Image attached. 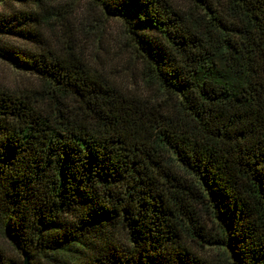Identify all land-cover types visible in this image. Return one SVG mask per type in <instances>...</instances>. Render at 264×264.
<instances>
[{
  "label": "trees",
  "instance_id": "obj_1",
  "mask_svg": "<svg viewBox=\"0 0 264 264\" xmlns=\"http://www.w3.org/2000/svg\"><path fill=\"white\" fill-rule=\"evenodd\" d=\"M0 1V59L33 77L0 89L13 250L31 264H264V0ZM118 18L140 90L85 51L107 49Z\"/></svg>",
  "mask_w": 264,
  "mask_h": 264
},
{
  "label": "rangeland",
  "instance_id": "obj_2",
  "mask_svg": "<svg viewBox=\"0 0 264 264\" xmlns=\"http://www.w3.org/2000/svg\"><path fill=\"white\" fill-rule=\"evenodd\" d=\"M67 3H73L76 7L77 13H79L83 4L86 3L85 0H61ZM176 2H186V0H176ZM6 9L5 6L0 1V10ZM124 27L122 25V20L112 19L109 21L108 26L105 30V34L103 37V43L107 49H99L95 45L88 44L87 49H85L86 53L90 56H93L94 53H100L103 57L104 67L108 71H113L116 73L115 77L126 83L127 86H131L135 89H139L140 82L138 81V70L141 68L139 62H134L132 67V77L129 69L130 60L127 52L122 51L119 48L121 40H123L124 36ZM4 37V36H2ZM80 37V36H78ZM14 44L21 46L24 45L21 40H17L16 38H10ZM90 46V47H89ZM96 50V52H94ZM101 50V51H100ZM129 60V62H128ZM134 57L132 55V63ZM135 71V74H134ZM31 82H33V77L30 73L20 68L14 67L10 62L4 61L0 59V89H6L8 91L17 92L21 89L29 87ZM140 90V89H139ZM146 93V92H145ZM148 94V93H146ZM218 249L210 248L207 250V253L211 256H215ZM0 261L5 262L6 260L12 261H20V254L17 253L13 248L8 244V242L0 236ZM19 263V262H18Z\"/></svg>",
  "mask_w": 264,
  "mask_h": 264
},
{
  "label": "water",
  "instance_id": "obj_3",
  "mask_svg": "<svg viewBox=\"0 0 264 264\" xmlns=\"http://www.w3.org/2000/svg\"><path fill=\"white\" fill-rule=\"evenodd\" d=\"M20 257L21 261L19 264H31L30 258L25 250L21 251Z\"/></svg>",
  "mask_w": 264,
  "mask_h": 264
}]
</instances>
